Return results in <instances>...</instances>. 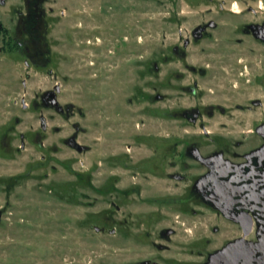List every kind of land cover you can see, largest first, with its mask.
Returning a JSON list of instances; mask_svg holds the SVG:
<instances>
[{
    "label": "rangeland",
    "instance_id": "obj_1",
    "mask_svg": "<svg viewBox=\"0 0 264 264\" xmlns=\"http://www.w3.org/2000/svg\"><path fill=\"white\" fill-rule=\"evenodd\" d=\"M57 9L66 15L50 36L55 75L27 66L0 42V264H202L222 236L204 256L185 248L195 217L177 203L170 218L149 225L143 216L136 225L138 214L155 208L148 199L179 195L182 185L130 165L152 153L150 138L201 131L171 118L200 100L181 87H215L218 53L248 54L253 42L236 26L264 20V0H60ZM211 20L221 28L185 49L192 30ZM177 45L187 58L174 53ZM58 84L60 103L76 107L72 117L42 101ZM75 124L78 141L91 150L65 142ZM207 126L217 129L215 120ZM211 216L206 211L199 220L213 225ZM168 225L176 234L158 239L156 231Z\"/></svg>",
    "mask_w": 264,
    "mask_h": 264
},
{
    "label": "flooded vegetation",
    "instance_id": "obj_2",
    "mask_svg": "<svg viewBox=\"0 0 264 264\" xmlns=\"http://www.w3.org/2000/svg\"><path fill=\"white\" fill-rule=\"evenodd\" d=\"M8 3L9 0H0L2 50L24 57L29 67L55 75V67H50L54 66L50 36L52 28L57 34L66 9L58 11L60 0H20L18 4L5 8ZM224 7L234 9V6L219 5L221 9ZM199 26L205 27L196 31ZM199 26L192 30V39L188 37L184 40L185 49L192 42L210 37L212 33L209 29L221 28L213 20ZM236 32L252 40L248 54L242 57L235 52L218 53L215 87H200L195 81L185 84L181 87L182 91L200 100L185 107L181 113H171L172 119L198 124L201 131L169 132L165 138H150L155 145L150 148L152 153L130 165L143 175L151 171L154 177H161L170 186L182 185L179 195L155 193L148 199L155 208L138 214L136 225L139 226L145 219L143 216L149 225L170 218L173 211L171 205L177 203L182 205V212L186 215L192 212L193 217L198 219L194 218L192 227L186 228L185 248L192 247L204 256V247L222 236L221 242L202 264H206L211 253L228 244L229 262L220 260L217 264H264V20L245 22L236 26ZM238 43H244V38L238 37ZM184 48L177 45L173 50L176 55L187 58ZM190 69L201 75L207 74L204 68L190 66ZM53 90L57 91V85L42 94L45 106L72 117L75 105L60 103V87L57 102L63 109L59 108L60 105L53 101ZM209 92L212 96L208 95L210 98L205 100ZM157 98L163 97L158 95ZM211 120L217 124L215 131L207 126ZM43 127L46 129V125ZM74 127L75 133L65 142L78 151L82 145L87 147L80 152L91 150V146L78 141L81 127L78 124ZM205 139L211 141L212 147H207ZM206 211L212 214L213 225L199 220ZM174 234L176 229L169 225L156 231L157 238L161 240H169ZM154 244L161 250L169 249L161 242ZM150 263L158 264L150 260L140 264Z\"/></svg>",
    "mask_w": 264,
    "mask_h": 264
},
{
    "label": "water",
    "instance_id": "obj_3",
    "mask_svg": "<svg viewBox=\"0 0 264 264\" xmlns=\"http://www.w3.org/2000/svg\"><path fill=\"white\" fill-rule=\"evenodd\" d=\"M202 27H205V26H199L196 31H200L202 29ZM60 85H57V91L56 90H53L52 92L54 93V99L53 101L57 102V93L59 92L60 90ZM58 104L57 105H60L59 102H57ZM59 108L63 109V106H59ZM87 147L86 146H81V149L80 151H83L84 149H86ZM97 229H99V227H97ZM115 230H112V232H114ZM221 261H225L226 263L229 262L230 260V244H228L227 246H225L223 249L221 250H218L216 252H213L209 255V258H208V261L206 262V264H217L218 262ZM151 264V263H150Z\"/></svg>",
    "mask_w": 264,
    "mask_h": 264
}]
</instances>
